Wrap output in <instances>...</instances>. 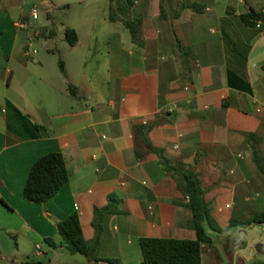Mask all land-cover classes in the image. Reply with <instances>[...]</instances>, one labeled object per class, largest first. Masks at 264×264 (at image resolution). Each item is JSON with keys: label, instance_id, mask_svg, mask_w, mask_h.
Listing matches in <instances>:
<instances>
[{"label": "crops", "instance_id": "1", "mask_svg": "<svg viewBox=\"0 0 264 264\" xmlns=\"http://www.w3.org/2000/svg\"><path fill=\"white\" fill-rule=\"evenodd\" d=\"M160 2L134 0L143 22L141 42L133 43L120 22L105 24L110 0H0V256L10 254L5 242L13 234L45 241L49 263L88 264L59 243L55 223L76 211L91 240L93 207L105 206L112 192L122 212L104 215L99 257L140 264V237L195 238L185 199L157 155H135L134 124L157 117L164 122L148 137L198 173L211 214L226 230L213 240L234 230L230 220L264 210V179L252 159L255 148L264 162V0H190L172 19L168 3V24L158 17ZM37 6L41 26L31 18ZM250 10L259 18L244 22L241 14ZM57 11L64 15L59 27ZM67 27L75 30L73 45ZM31 34L60 54L63 70L49 52L26 54ZM53 151L63 154L68 180L45 203L31 202L23 196L29 170ZM207 250L214 252L202 244L201 264L219 262Z\"/></svg>", "mask_w": 264, "mask_h": 264}, {"label": "trees", "instance_id": "2", "mask_svg": "<svg viewBox=\"0 0 264 264\" xmlns=\"http://www.w3.org/2000/svg\"><path fill=\"white\" fill-rule=\"evenodd\" d=\"M187 3L181 2L175 8L171 19L177 17L180 10L186 7ZM198 9L197 4L191 5ZM160 19H167V14L160 2ZM259 15L254 11H246L241 14L244 22L257 20ZM109 21L121 22L127 29L133 43H140L142 37L143 18L135 10L134 0H110ZM66 41L73 45L77 40L75 30L67 27L65 29ZM176 49L181 52V57L186 58L185 50L179 39L173 34ZM60 69L63 70L62 61L59 60ZM70 94L77 97V88L68 85ZM157 117V116H156ZM162 118H156L152 123H136L134 131L139 140L135 147V155L138 159L143 158L148 153H155L159 162L173 179L176 188L185 199L184 206L190 211V218L187 227L195 231V238H164L144 236L139 238L142 259L140 264H201V246L213 245V233H223L222 229L211 214L209 203L206 201L204 187L198 173L185 164L180 159L171 160L164 155L162 148L154 146L149 137L150 129L159 123H163ZM247 136L252 135L247 133ZM252 159L256 165L258 175L264 179V162L259 155V151L252 149ZM68 180V169L63 154L59 151L45 153L39 156L32 164L27 175L23 196L31 202L45 203L52 197L58 189ZM121 198L117 192L109 193L107 204L103 207H93L91 225L94 235L91 240H86L80 226L79 215L73 211L64 219L55 223L57 233L60 237L59 243L65 247L70 254H81L90 258L88 264H100L106 261L109 264H123L117 258H101L97 255L100 239L102 236V219L105 214L121 213ZM264 210L252 212L244 220H230L228 228H236L246 224H263ZM47 242L55 246L56 242L52 238H45ZM25 264H40V262H26ZM249 264H264L262 260H255Z\"/></svg>", "mask_w": 264, "mask_h": 264}, {"label": "rangeland", "instance_id": "3", "mask_svg": "<svg viewBox=\"0 0 264 264\" xmlns=\"http://www.w3.org/2000/svg\"><path fill=\"white\" fill-rule=\"evenodd\" d=\"M181 2L188 3L190 2V0H170L169 2L168 0H162L163 9L165 10V12H167L168 3L170 4V7L178 8ZM28 5L26 6V9L29 8ZM35 9L37 11V17L34 18L31 16V18L33 19V21H35L36 26H41L44 23L43 22L44 10L39 6L35 7ZM68 17L73 21V19L76 17L75 10H72L71 13L68 14ZM15 19H18V15L15 17ZM62 19H64L63 13H61L60 11H57L55 13V25L57 27L60 26L59 21H61ZM169 21H170L169 18H167V21H166L167 24ZM24 23H25L24 21L18 20V24H24ZM99 23L100 21H97V24ZM105 24H108L110 27L114 26V23H111V22L109 23L106 22ZM117 24H122V23L120 22ZM84 27L85 26H82V28ZM163 28L165 29V26H163ZM123 30L125 34L129 36L127 29L124 28ZM166 33H167L166 36H167L168 42L171 44L172 48H175L173 33L171 31L168 32L167 30H166ZM30 38L32 40L31 48H34L38 50L40 53H44V54H48L49 52L51 54L48 56L49 61L51 62L54 61L57 66V69H60L58 66L59 59H61L60 54L55 53L52 55L50 51H47L46 49L42 48L43 46H41V43L43 40L41 38L35 37L33 34H31ZM233 229L235 230V228ZM214 237H216L215 234H214ZM239 240L240 238H236L235 235L231 237L230 233L223 237L221 236V238H215V240H213V245L211 246V248H213V251L216 253V255H218V258H219V262H216V264H249L250 262L255 261V260L264 261V254H261V253H257L254 258L251 257V258H248L247 260L244 256L245 254L248 253L246 251L247 249L245 248L244 244H242L243 246L241 247V249L238 247V242H240ZM5 243L7 244V248H9L11 252H9L10 256L9 255L0 256V264H25L26 262H32L33 260L38 259V258H40L39 262H41L42 264L49 263V259L51 255H50V252L48 251V245L43 240L37 239L33 241L31 240L22 241L20 238H17L13 234H8L7 240ZM36 245L41 246L42 252H43L42 255H37ZM207 251L210 252L211 254L214 253L211 250H207ZM79 256H84V255L80 254ZM59 259H63V257L60 256ZM59 261L60 260H56L49 264H59Z\"/></svg>", "mask_w": 264, "mask_h": 264}, {"label": "water", "instance_id": "4", "mask_svg": "<svg viewBox=\"0 0 264 264\" xmlns=\"http://www.w3.org/2000/svg\"><path fill=\"white\" fill-rule=\"evenodd\" d=\"M234 235L240 238L238 247L241 249L244 244L247 249H245L248 252L245 254L247 260L254 258L257 253L264 254V223L238 226L230 233L231 237Z\"/></svg>", "mask_w": 264, "mask_h": 264}, {"label": "built area", "instance_id": "5", "mask_svg": "<svg viewBox=\"0 0 264 264\" xmlns=\"http://www.w3.org/2000/svg\"><path fill=\"white\" fill-rule=\"evenodd\" d=\"M31 16L34 17V18L37 17V11H36L35 8H33L31 10ZM18 25L24 26V24H18ZM259 25H260L259 22H257L256 26L258 27ZM31 47H32V40H31V38H29L28 39V43H27V47H26V50H25L26 54L29 53V52H33V53L36 52V50L34 48H31ZM36 249H37L36 250L37 255H41L43 253L39 245H36Z\"/></svg>", "mask_w": 264, "mask_h": 264}, {"label": "flooded vegetation", "instance_id": "6", "mask_svg": "<svg viewBox=\"0 0 264 264\" xmlns=\"http://www.w3.org/2000/svg\"><path fill=\"white\" fill-rule=\"evenodd\" d=\"M236 238H237V236H236ZM245 256V255H244Z\"/></svg>", "mask_w": 264, "mask_h": 264}]
</instances>
